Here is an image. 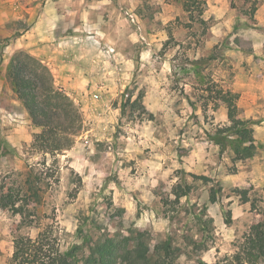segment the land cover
<instances>
[{"label":"rangeland","instance_id":"rangeland-1","mask_svg":"<svg viewBox=\"0 0 264 264\" xmlns=\"http://www.w3.org/2000/svg\"><path fill=\"white\" fill-rule=\"evenodd\" d=\"M47 1L0 0V264H16L20 236L83 257L97 239L136 231L152 252L172 236L179 264H238L237 244L264 220V0H60L67 16L75 2L95 7L66 37L91 81L56 84L80 113L59 152H44L42 128L7 100L11 58L28 51L23 35ZM220 90L237 94V117L254 129L249 157L234 137L213 138L231 124Z\"/></svg>","mask_w":264,"mask_h":264},{"label":"trees","instance_id":"trees-1","mask_svg":"<svg viewBox=\"0 0 264 264\" xmlns=\"http://www.w3.org/2000/svg\"><path fill=\"white\" fill-rule=\"evenodd\" d=\"M191 1L186 0V3ZM8 78L13 92L25 106L33 124L42 128L35 138L40 148L44 152L67 149L72 141L70 135H75L79 131L80 113L73 99L56 85L49 66L28 51L18 50L9 63ZM218 97L227 105L231 124L217 128L213 138L224 146L229 137H234L238 143L235 151L240 158L251 156L255 149L254 129L249 126V120L237 117V94L220 90ZM248 142L250 144H245ZM188 191L179 190L178 197L187 194ZM229 221L230 218L227 219V222ZM43 239L17 237L14 244V263L179 264L177 259L180 256V246H174V238L170 236L159 242L156 244L155 252H152L146 231H136L133 238L123 240L116 236L97 239L90 244L87 255L83 257L78 256L77 246L71 251H63L58 244ZM234 259L238 264H258L264 259V220L252 224L242 236L237 244ZM197 264L208 263L198 260Z\"/></svg>","mask_w":264,"mask_h":264},{"label":"crops","instance_id":"crops-1","mask_svg":"<svg viewBox=\"0 0 264 264\" xmlns=\"http://www.w3.org/2000/svg\"><path fill=\"white\" fill-rule=\"evenodd\" d=\"M58 3H61V1L48 0L42 5L31 33L23 35L22 45L27 47L29 53L40 58L49 66L56 84L59 83L65 87L72 88L84 87L91 80L89 76H86L87 69L82 66L83 59L80 56L72 57L70 55L72 53L69 50L67 51L66 46L68 45V41L66 37L70 28H73L75 36L79 37L81 33L79 29L82 25H77L74 19L78 13H80V18H85L95 5L88 4L89 8H85L83 12H79L76 6L77 2H75L73 4L75 6L69 11L71 16H67V14L60 10V4ZM15 15L17 14L11 10V18ZM86 25L92 27L91 22H87ZM94 32H97L101 36L106 35V32L102 31L100 27L99 30H94ZM90 34L94 38H98L99 36L95 33ZM5 83L6 81L0 83V87L3 88ZM7 100L20 102L14 93Z\"/></svg>","mask_w":264,"mask_h":264}]
</instances>
